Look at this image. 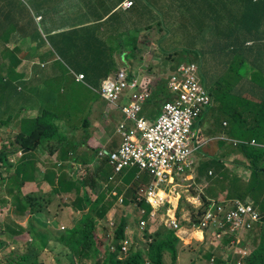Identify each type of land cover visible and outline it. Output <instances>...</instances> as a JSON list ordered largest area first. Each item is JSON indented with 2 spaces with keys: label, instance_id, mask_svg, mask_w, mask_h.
Here are the masks:
<instances>
[{
  "label": "crops",
  "instance_id": "1",
  "mask_svg": "<svg viewBox=\"0 0 264 264\" xmlns=\"http://www.w3.org/2000/svg\"><path fill=\"white\" fill-rule=\"evenodd\" d=\"M125 1L126 0H0V18L8 19V26L4 27L3 32L7 34L2 35L0 32V35H2L0 39V52L6 47H9L10 51L13 50L11 51L13 55L9 54L4 61L5 64H8V67L12 66L11 61L8 60L9 57L13 59L17 52L22 56L15 61L16 63L19 62V67L17 66L15 67L16 69L14 68V70L9 72H0V84L2 83L1 90L8 86L10 90L8 98L12 96L13 100L19 99L21 93L23 96L27 94L24 93V85L27 89H31L33 83L37 82L39 76L44 74L50 76L51 80L56 79V89L52 93V98L54 97L53 99L60 102L58 99L66 94L65 91L61 93L60 76L65 74L67 77H70L73 73H81H77L75 72L76 70L70 68L69 72H64L62 68L55 65L57 58L59 59V63H61V59L51 53V45L46 37L48 34L56 35L84 26H87V28L88 26L92 27L101 36L102 34H106L113 40V42L109 44V47L113 48L112 56L114 61L110 60L109 57L107 59L109 64H112L111 61L115 64L116 61L119 67L129 65V67L134 69V75L142 80L144 77L148 76V72H145L141 66L149 61L151 55L148 59L147 54L150 53V50H157V44L159 48L162 47L161 49L169 54H164V58H166L164 61L165 67L171 66V58H167L170 56L169 52L181 46V44L176 45L171 37L178 28V22L187 28L183 32L181 38L187 40L188 37H190L189 30L191 28L189 25L191 16L201 17L203 13L206 11L208 13L209 11L204 4L205 1L213 3L220 1L228 2L231 0H133L134 5L132 7L123 8L122 5ZM152 5L158 6V11H156ZM218 7L219 6H217L216 10H219ZM174 11L176 16H172ZM13 18H19V21L13 23L16 29L15 31H11L9 27ZM37 18H41V20L37 21ZM54 18H60V20L55 22L53 20ZM22 19L25 20L22 21ZM159 22L162 23L163 30H159L155 27ZM153 29H155V32H159L160 35H157L159 39L154 40V38L146 34L147 31ZM168 33L170 34L168 35ZM206 34L207 31H203L202 39L191 35V37L196 39V49L199 50L200 47H204L206 53L213 51L218 54L217 50L220 49L215 46L212 37H207ZM87 46L88 44L86 43L82 45L85 55L88 54ZM246 47H253V49H251L250 52L245 50V59L246 62H248V69L243 67L244 69L240 73L235 71V62L232 63V69H234L231 70L230 63L232 61L227 60L226 56H218V58L214 60L211 59L210 68L220 63L222 71H219V75L215 77L212 76L211 72L207 74L209 78L207 88L212 95L213 105L210 107V111L208 110L200 120L199 127L202 134V141L200 143L203 144L200 153L203 159L201 163L210 166L209 175L212 177V180L210 181L208 176L200 173L199 169L202 165H200L201 158L198 159L199 168L196 173V180L199 184L198 188H200L203 195L209 197V199H217V201L240 200L253 204L257 209V202L253 196H245L243 199L238 196V194L247 191L248 186L254 179V169L251 167L248 154H245L242 147L235 146L234 141L244 140L250 142L255 140L258 144L264 145V108H262L259 103H252L258 100L259 102L261 100L264 101V40L262 39V42L258 44L249 40ZM102 49L104 48L102 47ZM136 49L137 52H135ZM92 51L95 52L93 46ZM33 52H35V54L32 56ZM102 55L106 56V51H104ZM98 56L101 57L100 54H98ZM201 56L204 58V54L201 53ZM36 57L38 60H33ZM131 59H133V61H131ZM167 61L169 62L168 64ZM62 63L65 67L66 65L64 62ZM201 69L206 74L202 63ZM228 69L232 71V75L228 74ZM168 70L169 69H166V74ZM157 74H160V77L154 72L150 74L154 81V85L157 83V79L163 78L161 71ZM239 78L240 80L238 81ZM221 80L228 83L230 88L221 87L220 89L218 85ZM223 84L225 85V83ZM214 88L218 90L217 95L213 94L211 91ZM248 96L251 98L250 101L248 100L247 104L243 103V99H248ZM8 98L6 97L4 99L5 104L2 114L5 115L7 112H10L11 115L0 123V139L1 137L3 138L2 132L5 130L15 131L17 135L23 129L20 125L21 120L18 116L25 111L18 112L17 104L14 103V101L10 103ZM125 102H127V99H125L123 104ZM215 102L221 103V110L224 113L219 110L214 117L216 121H214V119H212V121L208 120L205 125H202L203 119L210 114L215 106ZM148 105L149 103L145 105L144 110H146V112L143 114L145 117L154 121L158 118L159 114H161L162 103H158L157 109L159 114L157 116L153 114V110H148ZM37 113H39V111H33L29 117L25 118V121H29L31 118L35 117ZM225 115L233 118L235 121L233 126L227 120H223L222 125H220V121L217 120V118L225 119ZM124 120L125 117L117 107L103 101L97 96L92 102L89 125L85 126L93 130L92 132L89 131L91 135L77 133L72 130L69 139L62 140V142H59L60 140H55L53 144L49 143L47 145L49 148L48 157L54 159L45 157L46 153L41 158H36L34 156L35 158H27L25 161H20L21 156L16 152L17 147L12 145L14 140L9 142L6 148L8 151L13 152L10 161H17V163L19 161V163L12 168V172L6 167H3L5 172L0 170V253L3 254L7 246H14L15 242L23 243V241L32 240V231L27 228L28 221L26 220L30 216L32 220H39V224L43 225L42 230H52L53 235L61 234L59 219L62 217L60 216L64 214L67 208L74 211L75 208L72 203L78 195L76 191L61 192L52 202H45L42 205H38L36 208L37 211L33 212V214L27 209L25 211L26 213L24 212L25 214L23 215H21L25 209L21 203V198L23 196H18L22 194V192L27 193L29 189L30 191L34 189L33 191L35 192L36 189L39 188L43 193H48L53 190L51 184L48 182V176L46 175H49L52 179L59 177V169L55 172L57 168L56 164H54L55 160L59 159V161L62 162L69 161L72 157L71 154L74 153L73 146L78 148L79 155L76 156V160L83 164L86 162H82L81 160L84 159L92 162L96 154L94 149L92 152L89 151L88 147L91 146L90 144L101 143L107 146L106 149L109 148L110 150L117 148L120 143V138L117 139L116 137L118 136L117 127L118 124ZM224 128L226 130H224ZM63 129L67 131L71 130L68 125ZM256 134L258 139L261 140L260 142L255 137ZM89 136L91 137L89 138ZM110 141L111 144L108 145ZM1 144L0 149L4 143L1 141ZM95 161L96 158L94 162ZM23 162H27L29 165H32V167H27V163ZM262 166L264 167V161L261 163V167ZM17 170L19 172L18 174ZM105 170V174H107L108 177L115 176L112 166L106 165ZM48 171H52L55 174L48 173ZM12 176H17L15 185H13V191L9 189ZM130 176H133L134 180L128 183ZM23 177H26L24 182H22ZM46 177L47 179H45ZM144 177L145 175H139L135 169H129L123 175L115 176V180L118 181L119 184L129 188L133 186V183L141 181ZM234 178H236L240 189L238 190L237 188V191H234L232 194L231 191L235 183ZM142 186H144V184ZM142 186H136L138 188L137 191H139ZM208 190L211 192L210 196L207 193ZM19 191L21 192L20 194L18 193ZM106 193V200L111 199V197L108 199V197L111 196V191L107 190ZM121 195L124 194L122 193ZM66 196L72 197L67 199L70 201L68 207L61 203L62 198ZM261 200L264 201V195L261 196ZM125 205L130 207V204ZM61 223H63L62 220ZM10 228L13 230H10ZM7 230H10V232L7 233ZM51 240L55 239H50V241Z\"/></svg>",
  "mask_w": 264,
  "mask_h": 264
},
{
  "label": "trees",
  "instance_id": "2",
  "mask_svg": "<svg viewBox=\"0 0 264 264\" xmlns=\"http://www.w3.org/2000/svg\"><path fill=\"white\" fill-rule=\"evenodd\" d=\"M204 4L209 10L208 13L206 11L205 13L202 14L201 17L191 16V21L189 25L191 29L188 30L189 32H193L194 34L192 36H195L196 38L197 37L199 38L200 35L202 37L203 31L206 30L207 33L210 35V37H212L215 46L220 49L217 50L219 56L220 57L226 56L227 60L232 61L230 63V68L231 70H233L234 68L232 69V63L235 62L236 64V61H240V59H242V61L243 60L246 61L245 50L247 52H250L251 49H253V47L251 48L246 47L247 42L249 40L257 44L262 42V39L264 40V0H231L228 2L220 1L213 3L205 1ZM217 6H219L218 7L219 10H216ZM155 27L158 28L159 30H163V26L161 22H159V24L156 25ZM0 32L2 35L7 34V33H3L4 24L1 25ZM2 35H0V39ZM46 38L51 45V52L53 51L52 53H54L56 57H59L61 59L60 61L61 63L64 62V64L66 65L65 67L68 69V71L70 68L72 70H76L75 72L77 73L84 74L85 82L89 86L98 87L103 79L107 78L113 73L118 72L120 69L119 66L116 64V61L115 64L113 63L114 61V58L112 56L113 48L109 47V44H111L113 40L110 39L111 37L107 36L106 34H102L101 36L92 27L89 26L88 28L87 26L79 27V28L71 29L68 32L59 33L56 35L48 34ZM85 43L88 44L87 55L84 54V51L82 49V45ZM92 46L94 47L95 52L92 51ZM102 47L104 49H102ZM104 51H106L107 53L106 56L102 55ZM135 52H137V49L135 50ZM0 53H1L0 56L1 73L6 71L8 72L12 71L14 70L15 67L18 66L19 62L18 63L15 62L17 60V57L15 56L12 59V66L8 67V64H5L4 62L5 59L9 56V54L13 55L12 54L13 52L9 51L7 48H4L3 51H1ZM98 54H100L101 57H99ZM108 58L110 60H113L111 61L112 64H109L107 62ZM171 59H172V55H171ZM57 61L59 62L58 58ZM178 65L181 64H176L175 68H177ZM231 70H229V72ZM235 71L237 73L241 72L239 70H235ZM39 78L41 77L39 76ZM73 78H75L74 75ZM44 81L46 85V90H44L42 86L36 87L37 82H34L31 87V90L30 91L28 90V92H24L27 94L23 96V94L21 93L19 99H15V100H13L12 96L8 98V93L10 91L8 86L5 85L6 88L1 90V86H2L1 83L0 98H2L3 101L0 102V114H2V111L4 109V104H5L4 99L6 97L9 99L10 103L14 101V103L17 104V108H18L17 110L18 112H20V111H26L24 105L25 103L26 104L28 103L29 98L37 99V96L34 93H37L38 95H41L46 99L49 98L50 102L54 100L53 103H56V105L58 106L55 108H59V106H61L65 100L60 99L62 102L59 103L56 99H53L54 97L52 98V93L56 89V85H55L56 79L51 80L50 78L49 79L44 78ZM221 83L222 84L225 83L226 88L228 89L230 88V85L225 81H221ZM90 90L92 91V89ZM211 91L215 95L218 94V90L215 88L212 89ZM61 93H63V91H61ZM95 95L98 96L96 93ZM164 96H166V94H162V92H160L158 88V90L154 92L153 99L151 102L154 104V106H158V103L160 102V100L164 98ZM250 99H251L250 97L248 99L244 98L243 103L247 104V101L248 100L250 101ZM252 103L254 104L259 103V105L262 108H264L263 100H261L260 102L259 100L257 102L253 101ZM37 107L38 109L36 111H39L38 116L35 119H33L32 122L28 121L26 123H20L23 129L16 136L14 143H12V145L14 146H19L18 148H16V152L25 149H28L29 151L28 153L22 155L20 161L23 160L25 161L27 158H35L34 155L30 156V154L38 150V146L40 143H44L47 140L51 141L53 139L59 140V137L56 136V134L60 135L59 142H62V140H67L66 137H64L65 139L62 138L63 136L61 135L62 132L56 129V127L54 126V122L52 120H50L48 123L45 122L46 115L49 113V111L46 109L47 104L39 105ZM90 107L91 104L89 105V108ZM144 109L142 113L146 112V110ZM10 115H11L10 112H7L5 115H3V121H5L6 118L9 117ZM89 120H90V113L89 115H86L83 119V124L85 123L84 126L89 125ZM130 125H132V123H130ZM201 135L202 134L200 133L198 137L199 141H202ZM242 148L245 154H248V159L251 162V167L254 169V179L251 181L250 185L248 186L247 191L238 194V196L241 199H243V197L245 196H249V195L253 196L255 201L257 202V210L259 211L258 213L261 216V226H259L257 230V239H258L257 247L252 250V253L250 254L249 258L246 260L245 264H264V201L261 200V196L264 195V167L263 166L261 167V163L264 161V155H263L264 150H260V148H254V147L251 148V146H243ZM4 149L6 148L4 147ZM4 149L0 150V162H2L3 166L8 169V166L14 165L10 161L13 152ZM73 150H74L73 154L75 155V159H76V156L79 155L78 148L76 146H73ZM81 161L87 162L89 160L83 159ZM18 163H16L14 166H17ZM23 163H27V162H23ZM26 165L27 167H32V165H29L28 163ZM199 170L200 173L204 175V172H202L203 169L200 168ZM18 173L19 172L17 170V174ZM121 175H122L121 173L118 174V176ZM46 176H48L49 178V175ZM207 176L211 181L212 177L209 175V171L207 172ZM103 179L108 180V175L105 174L104 171L101 172L96 171L94 176L87 177L86 180L82 182H78L69 178L68 175L65 173L60 174V176L58 177V186L60 188V190H58L59 191L58 194L64 191L67 192L76 191L78 195L72 203L73 207L84 213L82 219L72 228L65 230L59 235L56 234L54 235L56 237L55 240L57 239V241L63 244L66 247V249H69L70 251L69 254L71 252H74L72 254L74 257L76 255H79V257H82L80 255L88 256L90 253L97 255L104 246L110 248L108 243L105 242L104 237L103 236L99 237L96 234V223L94 220L98 218V222L104 221L112 204L105 203L106 194H102L96 200H93L89 192L82 190L83 188H86L87 187L86 185L88 184H90L91 187H95L97 183L98 182L100 183V181H102ZM22 180L25 181L26 177H23ZM234 182L235 183L233 184L232 189L234 191H237V188L239 190L240 186L238 185L236 178H234ZM136 192L138 193L139 191ZM192 192L193 194L197 193L195 190ZM207 193L209 196L211 195V192L209 190L207 191ZM128 195L131 196L133 195L135 199L137 197V194L132 193L131 190L129 191ZM201 198L204 203V206L201 210L196 211V209L194 208L193 209L189 208L191 211V219H192V223L190 225H196V224L199 225L201 223V218L203 217L205 210L207 209V206L209 204L208 199L206 198V196H201ZM126 203L128 202L126 201ZM185 203L186 202L183 201L180 205V208H186L184 207L186 206ZM108 204L111 206L109 207ZM138 205L140 208H144L145 210H147L148 213L151 211V207L145 202L139 203ZM35 208H37V206H35ZM147 217L148 214L145 216V218ZM121 219L122 222L118 226L116 230V234L114 236L115 243H118L120 239L124 238L125 229L127 227V221H126L127 219L125 218H121ZM41 230H35L37 234H34L33 233L34 231H32L31 232L32 238H34L36 241L42 239L44 246L45 247L49 246V242H48L49 240H47V236L51 235L52 233H49L47 235L45 234V232H48L47 230H42V231ZM50 231L53 232L52 230H49V232ZM143 233H145L147 239H151V242L149 243L148 251L146 253H143L142 249L141 250L130 249L129 252L130 255L128 257H126L125 259H119L117 251L108 250L107 257H105V259L102 261H97V264H147L148 261H149L148 264H165V257L167 253L171 254L174 264L178 262L180 258V252H179L180 247L178 248V245L181 242V240L176 236L174 230L150 223L144 228ZM226 243L227 242L224 240L222 245H226ZM7 249L10 250L11 255L14 254L13 250L15 248L13 246L12 247L7 246ZM200 252L202 253L201 255H205L210 259L212 258V256H219L218 249L213 250V252L209 254H206L203 250H201ZM0 256H2V253H0ZM217 259H218L217 260L218 264L224 262L220 257H218ZM11 263L20 264L21 262L17 261V258L15 259V257H13ZM34 264H37V262L35 261Z\"/></svg>",
  "mask_w": 264,
  "mask_h": 264
},
{
  "label": "built area",
  "instance_id": "3",
  "mask_svg": "<svg viewBox=\"0 0 264 264\" xmlns=\"http://www.w3.org/2000/svg\"><path fill=\"white\" fill-rule=\"evenodd\" d=\"M132 5V1H127L124 7ZM200 73V66L195 63L178 67L170 80L173 99L163 104L162 114L154 121L141 115L143 105L150 97L148 86L137 81L129 82L124 70L104 80L98 92L114 105H117L127 90L132 93L129 105L122 108L125 122L118 127L121 136L119 147L107 155L104 151L99 154L100 157H107L117 174L136 168L139 175L145 173L153 178L148 185L142 186L134 201L136 209L142 202L152 208L149 213L145 209L138 210L140 219L137 230H144L152 223L174 230L184 243L191 237L193 240L201 238L217 247L224 236H238L253 230L260 222V215L251 203L212 199L201 223L190 225L191 211L180 208L183 198L195 209L203 206L200 197L189 196L196 178V154L201 148L196 142V121L204 117L213 103L208 88L201 81ZM83 80L84 75L77 76L78 82ZM123 203L124 196L119 195L118 204L122 206ZM147 214L148 217L145 218ZM108 224L113 226V221ZM126 234L120 241L119 250L124 255L128 254L137 237L131 226H128ZM142 239L146 243L151 241L143 237V234ZM240 245L241 240L237 239L231 241L228 247V251L238 259L235 264H244L249 255ZM225 254L224 261L232 264L228 260V254Z\"/></svg>",
  "mask_w": 264,
  "mask_h": 264
},
{
  "label": "rangeland",
  "instance_id": "4",
  "mask_svg": "<svg viewBox=\"0 0 264 264\" xmlns=\"http://www.w3.org/2000/svg\"><path fill=\"white\" fill-rule=\"evenodd\" d=\"M152 7H154L156 9V11H158V8H159L158 6L152 5ZM172 16H176L175 11L172 14ZM23 20H25V19H22V21ZM53 20L55 22H57L60 20V18H54ZM15 21H19V18H13L12 19V22L9 24L11 31L16 30L15 26L13 24ZM3 24H4V27L8 26V19H4L1 17L0 18V28H1V25H3ZM177 27L178 28H177L176 32L174 34H172L171 37L173 38L176 45L181 44V46H178L176 49L172 50L169 53H170V55H172V58L176 64H183V63L184 64H191V63L201 64L202 63V65L204 66V70H205L206 74L202 70L200 73V78H201L203 85L205 87H207L208 86L207 82L209 81L207 74H209V72H211L212 76L215 77V76L219 75V71H222V66L220 63L217 64L215 67L212 66L210 68L211 59L214 60L215 58H218L219 54H216L213 51H209V53H206L204 50V47H200V49L197 50L196 44H195L196 39L191 37V35H193L194 33L189 32L190 37H188L187 40L181 39L182 34L186 30V28H184L183 25H181V23L179 24V22L177 24ZM30 29H31V27H30ZM146 34L150 35L152 38H154V40L159 39V36H157V35H160L159 32H155V29H153L151 31H147ZM169 34L170 33H168V35ZM206 36L209 37L210 35L207 33ZM200 39H202L201 35H200ZM156 46L158 47L157 50L155 49V50L149 51L151 54L148 53L147 57H148V59H149L150 55H151V57H150L149 61L146 62L145 65L141 66V68H143L149 74H152L153 72L156 73V75L158 77H160V74H157V73H159L161 71V73L163 74V77H165V76H167L166 69L167 68H173L174 69V67L176 65L165 67L164 61L166 60V58H164V54H166V55H169V54L166 51H164L163 49H161L162 47L159 48L158 44ZM6 48L10 51L9 47H6ZM11 51H13V50H11ZM187 51H189V52H187ZM201 53L204 54V58L201 56ZM33 54H35V52L32 53V56H33ZM52 54L54 55V53H52ZM134 55H135V53H134ZM15 57L20 59V57H22V56L20 55V53L17 52ZM8 60H10L12 63V57H9ZM33 60H38V59L36 57ZM131 61H133V59H131ZM168 63L169 62L167 61V64ZM55 65L62 68L64 72L68 71V69L63 66V63H59L57 61V62H55ZM247 65H248V62H246L244 60L242 61V59H240V61L236 62L234 68H235V70L243 71L244 68L248 69ZM234 73H236V72H234ZM228 74L232 75V71H230ZM40 77L41 78L37 79L36 87L42 86L44 88V90H46L44 78L49 79L50 76L42 74ZM239 80H240V78L238 79V81ZM221 81H223V80H221ZM221 81H220V84L218 85V87L220 89H221V87H226L224 84L221 83ZM59 82L61 85V91L65 90L66 94H67V95H62L58 99V100L64 99L65 101L63 102V104L61 106H59V108H55L58 106L56 105V103H53L54 100L50 102L49 98H47L48 101L50 102L49 103L45 97L38 95L37 93H34V94H36L37 99L29 98L28 103L27 104L25 103L24 106H25L26 112L21 113L18 116L19 119L21 120L20 123L28 122V121H25V118L29 117L30 114H32V112L34 110H37L38 109L37 106L47 104L46 109L49 111V113L46 115L45 122L48 123L50 120H52L54 122V126L56 127V129H58V131L60 130L62 132V134H61V135H63L62 138L66 137L67 139H69V136L72 132L71 130H75V132H77V133H86V135H91L90 132H92L93 130L90 127L86 128L84 126L85 123L83 124V119L86 115H89L91 107H92L91 102L93 100H95L97 96L85 84L76 83L72 75H70V77H67L65 74H63L62 76H60ZM169 84H170V81L162 78V80L158 84L159 91L162 92V94L167 95L169 93ZM28 90L30 91L31 89L30 88L27 89V87L24 85V92H28ZM61 100L59 103L62 102ZM2 101H3V99L0 98V102H2ZM90 104H91V107L89 108ZM153 106L154 105H151L150 107H148V110H153V112H154L153 114L157 116L159 114L158 109H157L158 106H155V107H153ZM219 110L222 111L221 110V103L215 102L214 108L211 110L210 114L205 119H203L202 125H205L208 120L212 121V119H214V121H216L214 117L216 116V114L218 113ZM209 111H210V108H209ZM121 113H122V111H121ZM122 115H123V113H122ZM200 120L201 119L196 121L198 126L200 125ZM217 120L220 121V125H222L223 120H227L229 123H231L232 126L235 122L232 117H229L226 115H225V119H218L217 118ZM29 121L32 122L33 118H31ZM1 122H3V115L2 114H0V123ZM60 123H62V124H60ZM66 125H68L70 127V129H71L70 131L63 129L66 127ZM197 129H196V131H197ZM224 130H226V129L224 128ZM2 136H3V138L1 137L2 140L0 139V147L2 145L1 144V141H2V143H4L2 146V149H4V147L6 148L9 145L10 141L15 139L16 132L12 131V130H5L2 132ZM56 136H58L59 140H60V135L56 134ZM228 136H230V135H228ZM90 137L91 136H89V138ZM116 137H117V139H119L118 136H116ZM255 137L257 138V140L259 142L261 141L260 139H258L257 134L255 135ZM55 140H57V139H53L51 141L47 140L44 143H40L38 146V150L36 152L30 154V155H34L36 158H41L47 153L45 157H48L49 156L48 155L49 148L47 147V145L49 143L53 144ZM110 144H111V141L109 142L108 145H110ZM90 145H91L90 147L87 146L89 148L90 152H92L93 149H105L106 150V148H107V146L102 145L101 143L90 144ZM48 158L54 159L52 157H48ZM199 158H201L200 153L198 155V159ZM202 161H203V159L201 158L200 159V165L202 164L201 169H203L202 172H204V175L207 176V172L209 171V167L205 163H201ZM58 162H59V159L55 160L54 164H56ZM87 162H90V161H87ZM101 162H103V161L101 160ZM197 166H198V162L196 163V167ZM14 167H15L14 165L8 166V170L10 172H12V168H14ZM58 169L59 168H56L55 172ZM0 170L2 172H5V169H3L2 167L0 168ZM63 170H64V172L70 174L69 173L70 169L68 166H64ZM196 172H198V169ZM48 173H53V172L48 171ZM15 179H17V176L11 177L9 189L12 191H13V185H15ZM133 180H134V177L130 176L128 183H131ZM102 181L103 182L105 181L104 183L106 184V187H105L104 183L98 182L95 187H91V185L88 184V185H86L87 186L86 188H83V189L81 188V189L89 192L90 195L92 194L91 197L93 198V200H96L102 194H106V198H107V193H106L107 190H110L111 193H112V191L116 190L120 194L123 193L126 201H128V200L133 198V195L132 196L128 195L129 191L131 190L132 193H136V191L138 189L137 187L142 186L143 184L144 185L149 184L152 181V177L151 176H145L143 178V180L136 181L135 183L132 184L133 186L129 187V188H126L125 186L119 184L118 181H116L115 179L110 180V177H108V180L103 179ZM22 182H24V181L22 180ZM29 182H31V181H29ZM48 182H49V184H51V186L53 188V190H51L48 193H43L41 190H39V188H37L35 192L33 191L34 189L31 191L29 189V191L27 193L22 192V194H20L21 193L20 191L18 192L20 194L18 197L23 196L21 198V201H22L21 203L23 205V208L25 207V209L21 213V215L25 214L26 213L25 211L27 209H29L33 214V212L37 211L35 206L42 205L45 202H51L53 199L57 198V196L59 195L58 190H60V188L58 186L57 178L55 177L54 179H52L51 177H49ZM134 185H136L137 187ZM231 193L233 194L234 190H232ZM70 198H72V197L66 196V197L62 198L61 203L68 207L70 205V203H69L70 201L67 199H70ZM108 199H109V197H108ZM116 200L117 199L112 200V198H111L109 200H106L105 203L106 204L107 203L114 204L116 202ZM3 201H5V200H3ZM129 202H128V204H129ZM110 206L111 205H109V207ZM119 207L120 208H112L111 211L107 214V218L113 219V220L115 219V221H113V226L111 224L109 225L108 222L106 223L105 220L99 221V222H98V218H96V220H94L96 223V234L99 237L103 236L106 243H109V242L111 243V245L109 246L110 248H108L107 246H104L102 248V250L99 251V253L97 255L90 253L88 256L80 255L82 257H79V255H76L74 257L72 255L74 252H71L69 254V252H70L69 249H66V247L63 244H61L59 241H57V239L48 241L49 246L45 247L43 242H42L43 241L42 239H39L38 241H36L34 238H32V240L29 239L26 242L23 241V243H16L15 242L14 246H13V247H15V249L13 250V252H14L13 255H11L10 250L6 249V251L2 254V256H0V264H12L11 261H12L13 257H15V259L17 258V261L21 262L20 264H34L35 261L37 262V264H97V261H102L105 259V257H107L108 250H110V251H116L117 250L116 243L113 241V239L110 236H108V233H112V236H113V234L115 233V231L118 228L120 221L122 222V219H121L122 217H127V222L129 223V225L131 226L133 231H135V233L137 235V239L141 241V242H135L134 243L135 249H143V245L146 242H145V239H142V234H141L140 230H137L138 220L133 218V216H136V218L140 217V212L139 211H130L128 209L125 211V209L122 206H119ZM83 215H84L83 212H79L76 209H74V211H73V210H69L67 208V209H65L64 214H62L60 216V217H62L61 219H59L60 226L61 225L64 226V227H62V229H64V228L70 229L71 227H73L75 224H77L82 219ZM64 218H66V219H64ZM26 220L28 221L27 222V224H28L27 228H29L30 231H34L33 232L34 234H37V232H35V230H41L43 225L39 224V220H35V219L32 220L31 216L29 218H27ZM61 220L63 221V223H61ZM258 228H259V225L256 227V230H254L248 236H247V234L243 235L244 241L247 244L246 247L250 250H252V248L250 247V239L257 238ZM10 230H13V229L10 228ZM10 230H7V233H9ZM47 231L48 232H45V234H47V235L49 233H52L51 231L49 232V230H47ZM55 238L56 237L54 235L52 236V234L47 236V240L55 239ZM257 242H258V239H257ZM181 246H182L181 243H179L178 248L179 247L181 248ZM202 247L205 248V244H200L197 242H194L193 244H191L188 247H182L181 250L179 249L180 250V259L178 260V262L176 264H209L208 260L210 258L206 257L205 255H201L202 253L200 251L202 250ZM144 249H147V245L144 246ZM126 257H128V255H124V252L118 254L119 259H123ZM165 264H174L170 253L166 254Z\"/></svg>",
  "mask_w": 264,
  "mask_h": 264
},
{
  "label": "clouds",
  "instance_id": "5",
  "mask_svg": "<svg viewBox=\"0 0 264 264\" xmlns=\"http://www.w3.org/2000/svg\"><path fill=\"white\" fill-rule=\"evenodd\" d=\"M127 1H132L133 2V5H134V1L133 0H126L125 1V3L127 2ZM125 3H123V5H122V7L123 8H125L124 7V4ZM132 5V6H133ZM131 6V7H132ZM127 8H130V7H127ZM41 20V19H40ZM37 21H39L38 20V18H37ZM167 58H171V55L170 56H168ZM171 60V66H175L176 65V63H175V61L173 60V58L172 59H170ZM121 61H122V59H121ZM184 64V63H183ZM195 64H197V63H195ZM182 65V64H181ZM199 66H200V72L202 71V69H201V64H198ZM143 66V65H142ZM180 65H178V67H179ZM178 67L177 68H175L174 67V69L173 68H167V69H169L168 70V72H167V76H165V77H163L164 79H167L168 81H170L171 80V77H172V75H174V73L176 72V70L178 69ZM120 69H119V71L118 72H116V73H113V74H111L110 76H108L107 78H109V77H113V76H115L116 74H118L120 71H122V70H124L127 74H128V81L129 82H134V81H137V82H139L141 85H145V86H148L149 88H150V97H149V99L147 100V102L143 105V109H144V107H145V105L146 104H148L149 103V105H148V107H150L151 105H154L151 101H152V99H153V95H154V92L156 91V90H158V84H159V82L162 80L161 78H159V80L157 79V83L154 85V81L152 80V78H151V75L148 73V76L147 77H144L142 80L138 77V76H136V75H134V69H132L131 67H129V65L126 67V65H123V66H121V67H119ZM145 71V70H144ZM145 72H147V71H145ZM72 75H74V77H75V81L77 82V83H81V84H85L87 87L89 86L86 82H85V76H84V80L82 81V82H78L77 81V76L78 75H84V74H72ZM145 76V75H144ZM107 78H105V79H103L101 82H100V85L98 86V87H92V86H89V88L90 89H92V91H94L103 101H106L107 103H109V104H111V105H113V106H115V107H117L120 111H122V108L123 107H125V106H127V105H129V102H130V97H131V91L130 90H127L126 92H124V94H123V96H122V98H121V100L117 103V105H114V104H112V103H110L109 101H107V100H105L100 94H99V90L101 89V86H102V83H103V81L104 80H106ZM170 84H171V81H170ZM170 84H169V94H167L166 96H164V98L162 99V100H160V103H162V109H163V104L165 103V102H167V101H170V100H172L173 99V95H172V93H171V88H170ZM212 96V95H211ZM163 97V96H162ZM125 99H127V102H125L124 104H123V102L125 101ZM212 100H213V98H212ZM213 104V103H212ZM162 109H161V114H162ZM34 111H36V110H34ZM143 111V110H142ZM26 112V111H25ZM37 112V111H36ZM123 113V112H122ZM161 114H159V116L161 115ZM141 115L142 116H144V114L143 113H141ZM38 116V113H37V115L35 116V117H33V119H35L36 117ZM123 116L125 117V115L123 114ZM159 116H158V118H159ZM145 117V116H144ZM145 118H147V117H145ZM147 119H149V118H147ZM151 120V119H150ZM151 121H153V120H151ZM123 122H125V120L123 121ZM122 122V123H123ZM121 123H119L118 124V127H119V125H120ZM197 126V128H198V137H199V135H200V127L198 126V125H196ZM118 127H117V134L119 135V138H120V143H121V136H120V133H118ZM200 130V131H199ZM19 134V133H18ZM17 134V135H18ZM16 135V136H17ZM198 137L196 138V142H197V144L199 145H201V148H200V150L197 152V154H196V158H197V162H198V164H199V161H198V155H199V153H201V151H202V148H203V144H201L200 142L201 141H199V139H198ZM16 138V137H15ZM14 141H15V139H14ZM255 144H254V143ZM120 143H119V145H120ZM119 145H118V147H119ZM234 145L235 146H237V147H243V146H252V147H254V148H260V150H264V145L263 144H258L257 143V141H255V140H252V141H250V142H247V141H244V140H239V141H234ZM17 148L19 147V146H16ZM117 147V148H118ZM117 148H115L114 150H116ZM0 150H2V148L0 149ZM4 150H7V149H4ZM95 150V152H96V154H95V156H96V161L94 162V160H95V156H94V159H93V161L92 162H86L85 164H83V163H80L79 161H77L76 159H75V155L72 153L71 155H72V157L70 158V160L69 161H65V162H62V161H59L58 163H56V166H57V168H59L60 170H59V176H60V174H62V173H65V174H67L68 175V177L69 178H71V179H73V180H75V181H78V182H82V181H85L86 180V178L87 177H90V176H94L95 175V173H96V171L97 172H101V171H106L105 170V166L106 165H109V166H111L110 164H109V162H108V159H107V157L105 156H103V157H100V152L101 151H104L105 153H106V155L108 154V153H110V152H113L114 150H109V148L108 149H94ZM8 151V150H7ZM29 151H28V149H25V150H21V151H19V152H17V154L18 155H20L21 157H22V155H24V154H26V153H28ZM201 156V155H200ZM101 160L103 161V162H101ZM82 162H84V161H82ZM14 165L17 163V161H13L12 162ZM64 163V164H63ZM64 166H68L69 167V173L70 174H68V173H66V172H64ZM3 168L4 166H3V164H2V162L0 163V168ZM112 168H113V166H112ZM199 168V166H197V168H196V170H195V172L197 171V169ZM133 169H135L137 172H138V174H139V170L138 169H136V168H133ZM128 169H126V170H124L123 172H121V174L123 175L126 171H127ZM113 171H114V175L115 176H118V174L115 172V170H114V168H113ZM61 172V173H60ZM197 173V172H196ZM143 175H145V176H148V175H146L145 173L143 174ZM115 176H112V177H110V180H113V179H115ZM153 179V178H152ZM57 180H58V178H57ZM80 180V181H79ZM100 183H104L103 181H101ZM105 184V183H104ZM148 185V184H147ZM198 186H199V184H198V182H197V180H196V178L194 179V181H193V184H192V187H191V189H190V192H189V196H193V197H200V200L202 199L201 198V196H204L203 195V193H202V190L200 189V188H198ZM105 187H106V184H105ZM104 187V188H105ZM142 188V187H141ZM140 188V189H141ZM196 191L197 193L196 194H193V192L192 191ZM140 191V190H139ZM139 194V192L137 193V195ZM119 195H121L119 192H117L116 190L115 191H112V193H111V196H109V198L111 197L112 198V200L113 199H117L116 200V202L113 204V206L110 208V210H109V212L111 211V209L112 208H120L119 206V204H118V196ZM124 196V195H123ZM137 198V197H136ZM206 198L208 199V201L210 202V200H212V199H209V197H207L206 196ZM136 199L133 197L132 199H130V200H128L127 202H129V204H130V207L129 206H126L125 204H128V203H126V199H125V197H124V203H123V205H122V207L125 209V211L128 209V210H130V211H138L139 209H144V208H140L139 207V205H138V207H137V209L134 207V201H135ZM215 200H217V199H215ZM53 201V200H52ZM51 201V202H52ZM183 201H185L186 203V206H184V207H186V208H190V209H195V207L192 205V204H190L189 202H187V200L185 199V198H183V200H182V202ZM218 201H220V200H218ZM227 201H235V200H227ZM240 201V200H239ZM181 202V203H182ZM202 202H203V200H202ZM241 202H243V201H241ZM245 203V202H244ZM150 206V205H149ZM203 206H204V203H203ZM203 206L201 207V208H199V209H196V211H199V210H201L202 208H203ZM151 207V206H150ZM208 208V207H207ZM254 208H255V206H254ZM152 209V208H151ZM189 209V210H190ZM256 209V208H255ZM207 210V209H206ZM205 210V211H206ZM147 211V210H146ZM256 211H257V209H256ZM108 212V213H109ZM107 213V214H108ZM257 213H258V211H257ZM259 214V213H258ZM134 215V214H133ZM132 215V216H133ZM260 215V214H259ZM125 216V215H124ZM122 218H125V219H127V217H122ZM133 218H135L136 220H139L140 219V217H138V218H136V216H133ZM110 221H115V219L113 220V219H109V218H107V216H106V219H105V222L107 223H109ZM127 221V220H126ZM120 223H121V221H120ZM120 223H119V225H120ZM118 225V226H119ZM139 225V224H138ZM138 225H137V227H138ZM261 226V216H260V222L257 224V225H255L254 226V229L253 230H251V231H249V232H243V233H240L238 236H236V235H233V236H224L223 237V239H220V242H221V244L219 245V246H213V245H209L206 241H202L201 240V238L200 239H197V240H193L192 239V237L189 239V240H187L185 243L183 242V240H181V238L176 234V232H175V234H176V236L181 240V248L182 247H188V246H190L191 244H193L194 242H197V243H200V244H205V248L204 247H202V250L206 253V254H209V253H211V252H213V250H219V256H212V258L211 259H209L208 260V262H209V264H218L217 263V258L218 257H220L221 259H222V261H224V257H225V253H227L228 254V260L232 263V264H235L236 263V261L238 260L237 258H235V256H233L232 255V253L231 252H229L228 251V247L231 245V241H233V240H237V239H240L241 240V248H243V249H246L248 252H249V255H248V257L244 260V264H245V262H246V260L249 258V256H250V254L252 253V250L254 249V248H256L257 247V238H253V239H250V247L252 248V250H250V249H248L246 246H247V244L245 243V241H244V234H247V236L250 234V233H252L254 230H256V227L257 226ZM128 226H130L129 225V223L127 222V227H126V229H125V233H124V238L126 237V231H127V228H128ZM62 227H64L63 225H61L60 226V232L62 233V231L64 230H68L69 228H64V229H62ZM72 228V227H71ZM138 229V228H137ZM140 230V232H142L141 234H143V237H145V238H147L146 237V235H145V233H143L144 232V230H141V229H139ZM63 231V232H64ZM129 231V230H128ZM115 234H116V231H115V233L113 234V236H112V233H108V236H110L112 239H113V241H114V236H115ZM232 237H235V238H232ZM124 238H122V239H120L119 240V242L118 243H116V246H117V252H118V254L120 253V249H121V245H120V241L121 240H123ZM134 238V237H133ZM255 239V240H254ZM224 240L227 242L226 243V245H222V243L224 242ZM50 241V240H49ZM135 242H141L140 240H138L137 239V237L136 238H134V242L132 243V245L130 246V249H133V250H141V249H135V245H134V243ZM151 242V241H150ZM150 242H147V243H145L144 245H143V253H146L147 251H148V247H149V243ZM108 245L110 246L111 245V243L109 242L108 243ZM145 245H147V249H144V246ZM181 248H179L180 250H181ZM130 249H129V252H130ZM180 250H179V252H180ZM128 252V256L130 255V253ZM123 259H125V258H123ZM180 259V258H179ZM220 261V260H219ZM221 261V262H222ZM149 263V261L147 262V264ZM221 264H227L225 261L224 262H222Z\"/></svg>",
  "mask_w": 264,
  "mask_h": 264
}]
</instances>
